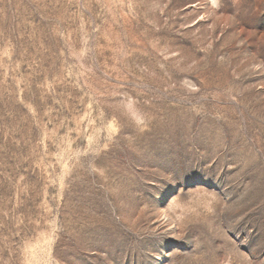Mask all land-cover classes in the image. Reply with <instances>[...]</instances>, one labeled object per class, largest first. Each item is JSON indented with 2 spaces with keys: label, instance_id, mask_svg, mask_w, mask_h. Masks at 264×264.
Returning <instances> with one entry per match:
<instances>
[{
  "label": "rangeland",
  "instance_id": "rangeland-1",
  "mask_svg": "<svg viewBox=\"0 0 264 264\" xmlns=\"http://www.w3.org/2000/svg\"><path fill=\"white\" fill-rule=\"evenodd\" d=\"M0 264H264V0H0Z\"/></svg>",
  "mask_w": 264,
  "mask_h": 264
}]
</instances>
